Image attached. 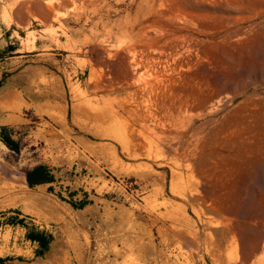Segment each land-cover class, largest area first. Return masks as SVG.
Masks as SVG:
<instances>
[{
  "label": "rangeland",
  "instance_id": "rangeland-1",
  "mask_svg": "<svg viewBox=\"0 0 264 264\" xmlns=\"http://www.w3.org/2000/svg\"><path fill=\"white\" fill-rule=\"evenodd\" d=\"M6 28L13 236L45 232L44 264H264V0H0Z\"/></svg>",
  "mask_w": 264,
  "mask_h": 264
},
{
  "label": "crops",
  "instance_id": "crops-1",
  "mask_svg": "<svg viewBox=\"0 0 264 264\" xmlns=\"http://www.w3.org/2000/svg\"><path fill=\"white\" fill-rule=\"evenodd\" d=\"M9 31L10 28H6L0 34V39ZM22 218L14 212L5 213L3 217H0V230L3 232L0 245H4L6 251L0 256V264H44L45 254L51 246L50 237L45 232L28 231L27 229L19 239L13 236L20 223H25V221L20 220ZM5 233L7 235H4ZM8 235L10 238L8 237L7 241L4 242V237Z\"/></svg>",
  "mask_w": 264,
  "mask_h": 264
},
{
  "label": "trees",
  "instance_id": "trees-1",
  "mask_svg": "<svg viewBox=\"0 0 264 264\" xmlns=\"http://www.w3.org/2000/svg\"><path fill=\"white\" fill-rule=\"evenodd\" d=\"M2 142L12 151L20 152L19 144L7 133L6 128L1 129ZM27 183L30 188L51 184L55 182V176L46 165H38L26 173Z\"/></svg>",
  "mask_w": 264,
  "mask_h": 264
},
{
  "label": "bare ground",
  "instance_id": "bare-ground-1",
  "mask_svg": "<svg viewBox=\"0 0 264 264\" xmlns=\"http://www.w3.org/2000/svg\"><path fill=\"white\" fill-rule=\"evenodd\" d=\"M177 9V8H176ZM219 100V99H218ZM216 102V101H215ZM214 103V102H213ZM216 104V103H215ZM221 104V103H220ZM212 106V105H211ZM215 109L217 108V107H214ZM213 108V109H214ZM213 109L211 108V110L210 111H213ZM23 195L26 197V193H23ZM9 231V230H8ZM8 231H7V233H8ZM3 233V232H2ZM9 234V233H8ZM2 235V234H1ZM4 235H7L6 233L4 234ZM11 235V234H10ZM10 238V237H9ZM259 238V237H258ZM7 239H8V236H6V237H4V242H6L7 241ZM254 242H255V244H254V246H255V248L257 249L258 247H259V242L257 241V239H255L254 240ZM7 247V246H6ZM12 249V248H11ZM18 250V249H17ZM5 247H4V245H0V256H2L3 254H5Z\"/></svg>",
  "mask_w": 264,
  "mask_h": 264
}]
</instances>
